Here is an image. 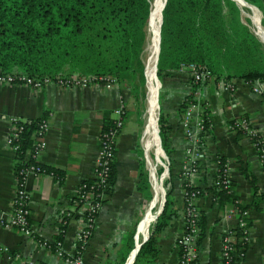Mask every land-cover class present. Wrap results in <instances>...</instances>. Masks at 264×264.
<instances>
[{
  "label": "crops",
  "instance_id": "crops-1",
  "mask_svg": "<svg viewBox=\"0 0 264 264\" xmlns=\"http://www.w3.org/2000/svg\"><path fill=\"white\" fill-rule=\"evenodd\" d=\"M236 1L241 21L264 47L263 11L250 3L259 11L257 17L253 7L248 6L252 13L245 12L240 7L244 5L242 0ZM154 23L153 33L149 37L150 64L147 69V84L154 87L153 98L156 96V102L147 109L154 119V126L147 130L144 125V138L142 136L146 157L144 167L149 170L152 190L149 187L148 197L147 192L138 187L142 155L140 131L138 126L126 122V115L115 139L112 187L82 251V264H105L118 260L137 220L132 236L133 245L124 262L135 243H139L146 234L149 236L150 225L157 217L153 215L163 196L165 198L167 189L170 191L169 206L174 213L169 224L156 235L157 255L151 264H178L180 246L177 238L185 231V187L181 171L189 145L183 127V104L196 86L199 91L197 99L209 116L210 127L196 131L198 167L189 178L191 185L205 189L194 201L200 212V220L195 241L197 256L193 264H222L223 234L228 228H235L234 217L228 215L233 203L215 193L213 182L219 159H225L231 165L232 195L237 201L249 204L246 215L248 239L243 248L244 254L237 264H264V171L251 139L242 129L230 128L233 121L244 117L264 134V90L262 94L253 91L249 79L238 74L220 77L213 74L201 85H194L187 68L182 66L163 71L158 79L154 73V63L159 15ZM159 85L160 114L168 125L169 154L164 150L163 153L159 147L161 144L158 146L155 142ZM123 98H126L124 87L115 81L73 86L46 83L39 89L27 84L0 83V218H6L11 213L15 170L19 163L17 152L5 140L9 118L18 116L21 119H35L44 116L50 127L44 136L45 147L40 161L45 167L57 170V175L48 171L27 177L30 224L38 238L51 243L61 241L64 252L75 254L84 211V205L78 202L75 190L81 181L93 177L99 133L115 118L114 111ZM149 131L151 137L154 136V152L160 158H166V165L162 164L164 170L159 177L150 160V147L147 149ZM154 205L158 208L154 209ZM0 264L68 263L57 255L54 245H41L38 240L0 222ZM138 264H145V261L141 260Z\"/></svg>",
  "mask_w": 264,
  "mask_h": 264
},
{
  "label": "trees",
  "instance_id": "trees-1",
  "mask_svg": "<svg viewBox=\"0 0 264 264\" xmlns=\"http://www.w3.org/2000/svg\"><path fill=\"white\" fill-rule=\"evenodd\" d=\"M245 1L256 5L264 14V0ZM161 5L156 64L159 78L165 70L197 62L205 64L217 77L238 74L245 79H264V47L241 21L240 9L234 0H162ZM252 7L258 17L259 11ZM150 15L149 0H0V70L21 71L39 78L74 73L107 76L130 89L132 104L141 112L147 82L142 52ZM185 104L184 101L183 108ZM130 109L125 105L126 113ZM37 119L26 120L19 139L18 166L25 162L21 159L34 140ZM158 127L161 147L169 154L168 125L162 114L158 117ZM159 138L156 128L157 144ZM140 156L138 187L149 197L144 158ZM46 169L57 175V170ZM84 181L91 182V179ZM214 187L222 199L232 203L236 200L232 188L228 191ZM204 190L199 188V194ZM169 193L167 189L163 209L151 223L149 236L140 245L132 264L141 260L145 264L154 262L156 235L169 224L174 213L169 206ZM236 205L247 209L249 204L237 201ZM136 221L121 257L105 264L123 262L133 245ZM233 234L235 247L242 250L246 246L242 230L236 227Z\"/></svg>",
  "mask_w": 264,
  "mask_h": 264
},
{
  "label": "built area",
  "instance_id": "built-area-1",
  "mask_svg": "<svg viewBox=\"0 0 264 264\" xmlns=\"http://www.w3.org/2000/svg\"><path fill=\"white\" fill-rule=\"evenodd\" d=\"M182 67L187 68L192 83L201 85L213 76L211 70L203 63L189 62L183 64ZM104 80L106 82L113 81L103 75H86L80 76L73 74L70 76L56 77H35L21 71H1L0 83L8 84H27L32 88L39 89L46 83H55L64 86L87 85L93 82ZM262 79H249L248 82L252 90L261 93L264 88ZM197 86L191 90V93L185 99V107L183 112V127L185 135L189 140L186 148L185 163L181 171L184 179V201H185V231L177 238V244L180 246L178 264H193L197 256L196 252V236L198 232V224L200 220V212L195 204V198L199 195V188H189L191 182L190 176L196 172L198 163L196 162L198 150L195 148L197 139L196 131H204L210 127V120L205 108L200 105ZM125 105L123 100L115 109V118L111 124L102 129L99 133V147L94 164V175L91 182L81 181L75 190V196L81 205H84L82 213L81 228L78 231V249L75 254H67L61 248V241L53 243L42 240L37 237V233L30 224V192L26 181L27 177L42 172H48L46 167L41 163L40 157L45 147L44 136L48 132L50 123L46 117L37 119L36 128L34 129V140L29 149L24 153L20 164L15 170V188L12 197V210L8 217L0 218V222L10 228H16L25 235L38 240L39 244L44 246L54 245L57 255L61 256L68 264H82V251L93 231L96 217L106 200L108 193L112 187L113 162L115 157V139L118 131L122 127L125 115ZM27 119H21L18 116H10L9 129L5 136V140L17 152L20 147V135L25 128ZM231 129H242L251 139L261 162L264 171V134L262 131L251 125L247 118L241 117L230 124ZM218 171L214 179V186L231 190V165L223 159L218 160ZM237 200L233 202V207L228 211V215L234 217L235 228L242 230L245 241L248 239V225L246 220L247 209H240L236 205ZM235 228H228L222 237L221 258L222 264H237L243 256V249L239 250L235 247V237L233 231Z\"/></svg>",
  "mask_w": 264,
  "mask_h": 264
},
{
  "label": "rangeland",
  "instance_id": "rangeland-1",
  "mask_svg": "<svg viewBox=\"0 0 264 264\" xmlns=\"http://www.w3.org/2000/svg\"><path fill=\"white\" fill-rule=\"evenodd\" d=\"M149 1H150V5H151V10L154 9V4H155L156 1H158L159 7L161 6V8H162V5H161V1L162 0H149ZM162 4H163V2H162ZM240 7H242V9L245 12L252 13L251 12V8H249L247 4H244L243 6L240 5ZM159 14H160V8H159V11L157 10V12L155 13V15H154L155 18H152V13H151L150 19H149V23L146 24L147 37H146V42L144 44V49H143V52H142V57H143V60H144V68H145V64H146V60H147L148 52H149V50H148V44H149V39L151 38L150 37V34L152 35V33H153V30H154L153 29V26L155 25L154 21L158 17ZM149 64H150V59L148 57L147 64H146L147 69H148ZM74 74H77V73H74ZM143 74H144V70H143ZM156 75H157V70H156ZM144 77H145V75H144ZM157 78L159 79L158 76H157ZM122 86L124 87V90H125V93H126V98L125 99L123 98L124 105H126L129 108H131L127 112V121L126 122L128 124L132 125V126H138V129L140 131L139 145H140V147L142 149V153L141 154L143 155V158L146 159V157H145V151H144V148H143V145H142V139L144 138V136H143V129H144V125H146L147 130L150 127L154 126V119L151 118L150 113L148 112L147 109H148V107L150 105H152V104H154V102H156V96L153 98V92H152V89L153 90H155V89H154V87L152 85L150 86V84H147L146 81H145L146 99H145V96H144V108H143V110L141 112H138V110L135 107V105L132 104V102H133L132 101V98L133 97L131 95L130 89L127 88L124 85H122ZM159 91H160V85H159V87L157 89V100H158L157 117H159V114H160ZM190 93H191V91L189 92V94ZM150 110H151V108H150ZM157 125H158V119H157ZM142 136H143V138H142ZM150 142H151V146H150ZM154 143H155L154 142V136L151 137V131H149V133H148V140H147V147L148 148L150 147V148L148 150V153H149V156H150V160H151V162H153V166L155 167V173L159 177L163 173V170H164V166L162 164H165L166 165V163H165L166 158H163V157L160 158L157 155V152H154L156 150V146L154 145ZM146 167H148L147 164H146ZM150 167H152V165H150ZM146 174H147V180H148V183H149V187L151 188V182H150V178H149V170H148V168L146 169ZM162 184H163V188L165 190L164 180H163V183ZM151 190H152V188H151ZM152 193L154 195V192L153 191H152ZM158 207L154 205L153 208L154 209H157ZM151 212L154 213L153 210H151Z\"/></svg>",
  "mask_w": 264,
  "mask_h": 264
},
{
  "label": "water",
  "instance_id": "water-1",
  "mask_svg": "<svg viewBox=\"0 0 264 264\" xmlns=\"http://www.w3.org/2000/svg\"><path fill=\"white\" fill-rule=\"evenodd\" d=\"M234 1H236V0H234ZM164 2H165V0H164ZM243 2H244L245 4H247L248 6H251L250 3H248L247 1L243 0ZM236 3H238V2L236 1ZM163 4H164V3H163ZM254 6H256V5H254ZM161 21H162V14H161V19H160L159 29H158L157 51H156L155 63H154L155 70H157V65H156V64H157L158 54H159V48H160V25H161ZM145 71H146V70H145V68H144V75H145V73H146ZM157 119H158V117H156V124H157ZM158 130H159V128H158V125H157V135H158V138H159ZM159 145H160V138H159ZM160 147H161V146H160ZM161 149H162V148H161ZM162 151H163V149H162ZM163 153H164V151H163ZM164 200H165V198H164V196H163V198H162V200H161V203H160V205H159V208H158L157 212H155V214L153 215V217L158 216V214L161 212V210H162V208H163ZM153 217H152V218H153ZM142 220H143V218L140 220L139 224L141 223ZM139 224H138V228H137V230L139 229ZM147 237H148V235L146 234V236H144L143 239H142L139 243H135V247L131 250V253H130V255H132L131 260L128 262V259H129V257H130V255H129V256L126 258V260L123 262V264H132V262H133V257L135 256L136 252L138 251L140 245H141V244L147 239Z\"/></svg>",
  "mask_w": 264,
  "mask_h": 264
},
{
  "label": "bare ground",
  "instance_id": "bare-ground-1",
  "mask_svg": "<svg viewBox=\"0 0 264 264\" xmlns=\"http://www.w3.org/2000/svg\"><path fill=\"white\" fill-rule=\"evenodd\" d=\"M242 2H243V0H242ZM244 3V2H243ZM245 4V3H244ZM159 3H158V1H156L155 2V4H154V9L153 10H151V13H152V18H155L154 17V15H155V13L157 12V10L159 11ZM158 18V17H157ZM156 18V19H157ZM157 38H158V36H157ZM150 74H151V69H150ZM146 76V75H145ZM147 83V82H146ZM158 146H159V143H158ZM160 147V146H159ZM147 149H148V147H147ZM160 149V148H159ZM155 200V195H153V201Z\"/></svg>",
  "mask_w": 264,
  "mask_h": 264
}]
</instances>
